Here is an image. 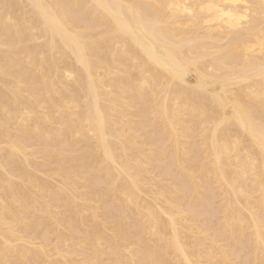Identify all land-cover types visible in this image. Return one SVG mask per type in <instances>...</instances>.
Here are the masks:
<instances>
[{"label": "bare ground", "instance_id": "1", "mask_svg": "<svg viewBox=\"0 0 264 264\" xmlns=\"http://www.w3.org/2000/svg\"><path fill=\"white\" fill-rule=\"evenodd\" d=\"M0 264H264V0H0Z\"/></svg>", "mask_w": 264, "mask_h": 264}]
</instances>
